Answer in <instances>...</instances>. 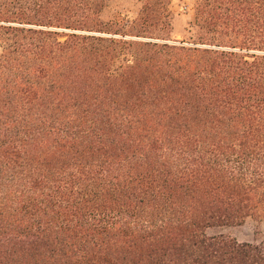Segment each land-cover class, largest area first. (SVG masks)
Listing matches in <instances>:
<instances>
[{"label": "trees", "instance_id": "16d2710c", "mask_svg": "<svg viewBox=\"0 0 264 264\" xmlns=\"http://www.w3.org/2000/svg\"><path fill=\"white\" fill-rule=\"evenodd\" d=\"M0 0V264H264V0Z\"/></svg>", "mask_w": 264, "mask_h": 264}, {"label": "rangeland", "instance_id": "374dc122", "mask_svg": "<svg viewBox=\"0 0 264 264\" xmlns=\"http://www.w3.org/2000/svg\"><path fill=\"white\" fill-rule=\"evenodd\" d=\"M193 0H171V40H189L195 33ZM139 8L136 0H109L101 13V20L134 19ZM208 236L224 235L238 242H254L264 238V211L246 218L236 226L214 227L206 231Z\"/></svg>", "mask_w": 264, "mask_h": 264}]
</instances>
